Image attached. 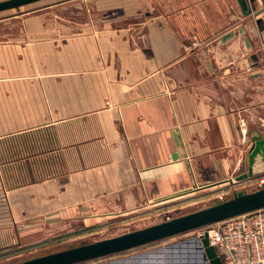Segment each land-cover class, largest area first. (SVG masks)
<instances>
[{
  "label": "crops",
  "instance_id": "1",
  "mask_svg": "<svg viewBox=\"0 0 264 264\" xmlns=\"http://www.w3.org/2000/svg\"><path fill=\"white\" fill-rule=\"evenodd\" d=\"M244 1L62 0L1 18L17 221L163 202L239 172L264 134V0Z\"/></svg>",
  "mask_w": 264,
  "mask_h": 264
},
{
  "label": "rangeland",
  "instance_id": "2",
  "mask_svg": "<svg viewBox=\"0 0 264 264\" xmlns=\"http://www.w3.org/2000/svg\"><path fill=\"white\" fill-rule=\"evenodd\" d=\"M58 1L62 0H43L24 6L21 10L33 14L36 11L45 10ZM20 11L1 12L0 19L18 14ZM7 145L11 146V144ZM9 163L14 164L15 160ZM0 168L2 182L0 186V233L3 235L0 237V264H14L75 245L115 237L207 208L215 201L225 199L237 192H250L256 189L259 186L258 178L264 175L261 173L238 180V176L247 172L246 159L243 168L233 176L206 184L211 186L190 187L163 202L145 203L143 206L119 210L89 208L80 215H73L63 220L48 219L33 224L17 221L18 217H21L22 210L20 212L19 208L16 209L18 203L16 192L20 187L22 175L15 174L14 166H8V170L5 167L3 169L1 165ZM202 186L205 187L200 188ZM4 231H6L5 234H3ZM200 232L199 230L189 231L78 264H206L198 247L197 240L200 239Z\"/></svg>",
  "mask_w": 264,
  "mask_h": 264
},
{
  "label": "water",
  "instance_id": "3",
  "mask_svg": "<svg viewBox=\"0 0 264 264\" xmlns=\"http://www.w3.org/2000/svg\"><path fill=\"white\" fill-rule=\"evenodd\" d=\"M43 0H1L0 13L17 10ZM244 3V0H239ZM264 173V134L257 135L247 156V172L238 180ZM233 181V179H229ZM218 184V183H217ZM215 185V184H214ZM211 186V185H206ZM202 186L200 188H204ZM199 189V188H197ZM264 207V185L250 192H237L215 201L211 206L166 221L92 243L26 259L14 264H78L128 251L149 243L186 233L224 219ZM198 247L206 264H224L207 236L198 239Z\"/></svg>",
  "mask_w": 264,
  "mask_h": 264
},
{
  "label": "built area",
  "instance_id": "4",
  "mask_svg": "<svg viewBox=\"0 0 264 264\" xmlns=\"http://www.w3.org/2000/svg\"><path fill=\"white\" fill-rule=\"evenodd\" d=\"M258 185H264V175ZM198 230L200 239L208 237L224 264H264V207L192 231Z\"/></svg>",
  "mask_w": 264,
  "mask_h": 264
}]
</instances>
